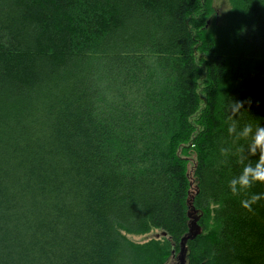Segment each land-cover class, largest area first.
Instances as JSON below:
<instances>
[{"label":"trees","instance_id":"1","mask_svg":"<svg viewBox=\"0 0 264 264\" xmlns=\"http://www.w3.org/2000/svg\"><path fill=\"white\" fill-rule=\"evenodd\" d=\"M228 1L0 0V264H264L220 152L264 126V0Z\"/></svg>","mask_w":264,"mask_h":264},{"label":"clouds","instance_id":"2","mask_svg":"<svg viewBox=\"0 0 264 264\" xmlns=\"http://www.w3.org/2000/svg\"><path fill=\"white\" fill-rule=\"evenodd\" d=\"M250 101H237L228 105L231 114L229 119L238 116L241 108ZM227 108V110H228ZM228 133L233 137V145H236L233 152L230 147L221 148V155L227 162L229 156H234L236 164L239 166V173L229 182V189L233 195L248 193L257 185L264 187V126L259 123L255 128L251 124H245L242 129L237 131L235 120L228 127ZM243 141V143H240ZM257 157L256 159H252ZM261 204L264 206V192L246 195L240 200V205L247 212L255 214L254 206Z\"/></svg>","mask_w":264,"mask_h":264},{"label":"rangeland","instance_id":"3","mask_svg":"<svg viewBox=\"0 0 264 264\" xmlns=\"http://www.w3.org/2000/svg\"><path fill=\"white\" fill-rule=\"evenodd\" d=\"M211 4L213 7V10L209 18H212V19L214 18V20L217 23H221L223 20L224 14L229 7V1L228 0H211ZM192 160H193L192 155H189L188 164H187L189 171L191 170L190 168L192 166ZM128 236L135 241H142V240L148 239L149 237L160 238L164 236V233L160 229L151 228L149 231L143 234H128ZM177 261L178 259L175 258L174 256V259H169L166 262V264H175Z\"/></svg>","mask_w":264,"mask_h":264},{"label":"water","instance_id":"4","mask_svg":"<svg viewBox=\"0 0 264 264\" xmlns=\"http://www.w3.org/2000/svg\"><path fill=\"white\" fill-rule=\"evenodd\" d=\"M192 228L191 226L189 227V231H191ZM164 233V231H162ZM188 234V233H187ZM184 236H188V235H184ZM182 238L180 239V248L177 251V253L175 254V258L178 259V261L175 264H184V258H183V245H182Z\"/></svg>","mask_w":264,"mask_h":264}]
</instances>
